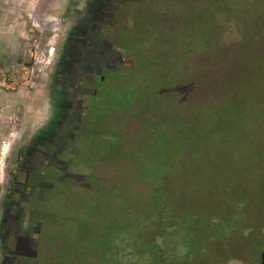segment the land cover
Wrapping results in <instances>:
<instances>
[{"label":"rangeland","instance_id":"1","mask_svg":"<svg viewBox=\"0 0 264 264\" xmlns=\"http://www.w3.org/2000/svg\"><path fill=\"white\" fill-rule=\"evenodd\" d=\"M9 1L0 0V195L11 151L26 132L24 121L35 120L32 74L40 70L43 77L58 36L57 31L36 27L32 32L26 27L25 37L19 38L9 56L2 45L10 18L16 16L6 10ZM25 1L30 11L37 2ZM152 4L158 10L140 3L127 12L122 33L127 45L134 46L133 54L127 50L128 66L120 85L111 81L99 91L87 126L79 129L78 139L63 144L66 181L71 182L70 176L76 181L74 189L53 196L52 217L43 222L54 226L59 236L53 251L47 247L52 254L45 264L91 263L93 245L101 246L98 239L107 244L111 224L114 244L122 247L118 263L148 264V255L138 256L125 246L140 250L128 231L130 213L125 206L136 205L143 189L156 188L163 176L168 183L172 173L200 174L212 191L220 183L230 190L251 187L254 196H243L242 211L264 210V126L250 123L254 118L264 122V0H153ZM217 5L216 22L221 23L210 36L209 10L215 13ZM210 45L214 48L208 49ZM9 63L14 71H8ZM9 73L12 83L2 87ZM235 135L240 144L246 136L253 149L242 143L240 151L216 152L221 139L229 147ZM251 165L254 168L244 169L248 179L238 180L240 171ZM77 241L86 252L75 247ZM243 243L255 242L246 238ZM182 244L173 240L169 256L182 255ZM32 250L40 255L37 264H42V245ZM226 264L245 262L230 259Z\"/></svg>","mask_w":264,"mask_h":264},{"label":"flooded vegetation","instance_id":"2","mask_svg":"<svg viewBox=\"0 0 264 264\" xmlns=\"http://www.w3.org/2000/svg\"><path fill=\"white\" fill-rule=\"evenodd\" d=\"M152 1L37 0L31 11L25 0L8 2L9 15L16 14L10 18L9 31L2 44L9 56L19 38L25 37L26 27L32 32L36 27L58 32L47 71L43 77L40 70L31 73L35 86V120L24 121L26 132L11 151L0 195L1 233L11 247L9 252L14 254L12 264H19L21 257L17 254L32 255V249L40 245L38 228L44 219L42 212L39 214L30 207L36 195L42 193L40 188L47 180V172L51 175L52 171L62 172L63 144L78 139L79 129L87 126L91 120L88 112L94 109L99 91L111 81L120 85L128 66L129 48L122 33L125 19L129 18L127 12L140 3H147V9L158 10ZM28 18L31 21L26 24ZM39 43L42 45V38ZM10 68L12 63L7 69L14 71ZM10 73L6 82L2 81V87L12 83ZM6 205L10 206L7 211ZM261 252H264V236L256 246L253 264H259ZM7 263L10 264V259Z\"/></svg>","mask_w":264,"mask_h":264},{"label":"trees","instance_id":"3","mask_svg":"<svg viewBox=\"0 0 264 264\" xmlns=\"http://www.w3.org/2000/svg\"><path fill=\"white\" fill-rule=\"evenodd\" d=\"M216 8H220L219 5ZM221 8H223L221 6ZM226 10L228 7L226 6ZM208 16L209 26L212 25V33L210 36H215V30L221 22H216V14L220 13L219 9L214 13L213 9L209 10ZM226 30V29H225ZM138 39L136 40V42ZM135 42V40H134ZM135 42V43H136ZM132 46H128L129 51ZM205 49V47H203ZM214 48L210 45L208 49ZM215 48H217L215 46ZM216 50V49H215ZM252 125L261 124L264 122L258 121L256 118L251 120ZM229 128V132H232ZM237 134L236 132H233ZM245 133V131H244ZM240 136L238 135V138ZM237 135L228 147L219 137L220 143L216 144V152L222 151H240L242 143L248 144L252 147L250 140L245 136V141L240 144ZM225 140V139H224ZM240 140V139H239ZM226 143V142H225ZM222 144V145H221ZM253 149V147H252ZM234 157V156H232ZM254 168V165L244 167L240 171L238 180L248 179V173L244 169ZM264 169V165L262 166ZM53 175L48 172L46 175V182L42 183V193L39 192L31 204V210L42 212V219L50 215V206L55 204L52 200L53 196L59 198L60 191L65 193L71 188L74 189L75 177L70 176L71 182L66 181L67 175L61 171L54 172ZM61 173V174H60ZM195 172H178L172 173L170 177L167 176L165 183V176L162 174L158 186L156 188L143 189L136 205L128 204L125 206V212L130 213L127 217L128 231L131 232L135 238L140 250L132 247L129 243L125 246L134 250L140 256L146 254L150 258L148 264H226L230 259L243 260L245 264H253L251 261L256 253V246L263 240L264 233L261 231L264 227V210L252 209L250 212L242 211L243 196H254L251 187H236L230 190L220 183L216 186L214 182L211 183L216 186V190L209 189L210 186H205V181L200 174ZM52 176V177H51ZM222 177L233 178L230 175L221 174ZM57 177V178H56ZM88 188L90 185L84 182V178L79 177ZM70 181V180H69ZM171 184V185H170ZM61 186V188H60ZM96 185L93 192L97 191ZM63 187V188H62ZM91 189V188H90ZM64 198V196H62ZM208 202L207 210L204 209ZM187 208V210H186ZM10 206L6 205L4 210H9ZM186 213L184 214V211ZM41 216V215H40ZM130 218V219H128ZM54 221L53 219H49ZM43 221V222H44ZM131 221V222H130ZM38 228V233L42 235L37 240L42 245V264L51 259L52 253H47V249L54 250L57 247L58 233L54 226L44 225ZM45 223V222H44ZM0 224V264H8L7 260L10 259V264L14 261V254L9 252L11 247L8 244L7 238L1 233ZM41 225V224H40ZM39 225V226H40ZM131 226V228H130ZM183 229V234H177L178 229ZM115 228L111 224L109 227V234L107 236V244L102 245V241L98 239L99 246L96 242L93 245L95 251H92L94 259L93 264H119L117 261L118 251L122 247H117L112 239V231ZM226 232L224 235L222 232ZM222 233V234H221ZM228 238L236 237V242L231 243ZM67 239V237H64ZM248 238L249 242L254 241L253 245H245L243 240ZM178 239L183 242V253L180 256L171 253V246L173 240ZM239 239V240H238ZM71 240V239H69ZM75 247L81 246V252H86V249L80 242H76ZM137 246V247H139ZM39 247V245H38ZM49 247V248H47ZM52 247V248H51ZM102 247V248H101ZM108 250V253L101 252ZM40 250L38 249V252ZM12 254V255H11ZM23 254L19 253L16 256L21 257L19 264H37L39 263V256L35 253ZM56 256V255H55ZM84 256V255H83ZM85 257V256H84ZM175 257V258H174ZM181 257V258H180ZM85 258H92L86 256ZM38 261V262H36ZM89 263V264H91Z\"/></svg>","mask_w":264,"mask_h":264},{"label":"water","instance_id":"4","mask_svg":"<svg viewBox=\"0 0 264 264\" xmlns=\"http://www.w3.org/2000/svg\"><path fill=\"white\" fill-rule=\"evenodd\" d=\"M259 264H264V252L260 253V262Z\"/></svg>","mask_w":264,"mask_h":264}]
</instances>
